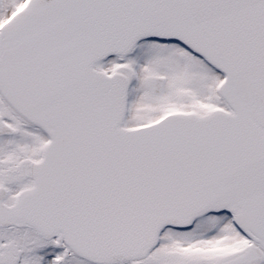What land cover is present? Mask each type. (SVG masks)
<instances>
[{"label":"snow or ice","instance_id":"snow-or-ice-1","mask_svg":"<svg viewBox=\"0 0 264 264\" xmlns=\"http://www.w3.org/2000/svg\"><path fill=\"white\" fill-rule=\"evenodd\" d=\"M0 264H264V0H0Z\"/></svg>","mask_w":264,"mask_h":264}]
</instances>
